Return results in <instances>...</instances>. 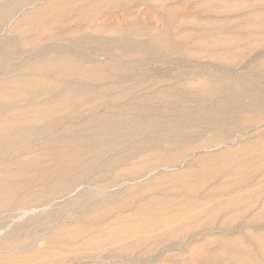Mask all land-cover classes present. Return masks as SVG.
<instances>
[{
  "label": "rangeland",
  "instance_id": "rangeland-1",
  "mask_svg": "<svg viewBox=\"0 0 264 264\" xmlns=\"http://www.w3.org/2000/svg\"><path fill=\"white\" fill-rule=\"evenodd\" d=\"M10 8L0 264H264V0H0Z\"/></svg>",
  "mask_w": 264,
  "mask_h": 264
},
{
  "label": "bare ground",
  "instance_id": "bare-ground-1",
  "mask_svg": "<svg viewBox=\"0 0 264 264\" xmlns=\"http://www.w3.org/2000/svg\"><path fill=\"white\" fill-rule=\"evenodd\" d=\"M11 10H12V9L10 8L5 14H3L2 16H0V23H2L4 20H6V19L8 18V17H7V14H8V12L10 13ZM15 13H16V12H15ZM19 16H20V15H19ZM12 17H13V16H12ZM15 20H16V19H15ZM7 25H8V24H7ZM3 26H4V25H3ZM3 26H2V27H3ZM4 27H5V26H4ZM4 27H3V28H4ZM2 30H3V29H2ZM0 32H1V29H0ZM9 43H10V41H5V42L0 43V55H6V54H7L6 51H5V48H6L5 46L8 45ZM10 44H11V43H10ZM13 47H15V46H13ZM14 49H15V48H13V51H14ZM17 49L20 50L19 48H17ZM9 50H10V49H9ZM15 51H16V50H15ZM15 51H14V53H13V55H14L13 57H15V55L18 53V51H16V52H15ZM24 52H25V51H24ZM10 53H11V52H10ZM28 53H29V52H28ZM8 54H9V52H8ZM8 54H7L6 58H10V57L8 56ZM17 55H18V54H17ZM17 55H16V56H17ZM24 57H25V56H24ZM6 58H5V59H6ZM16 58H18V57H16ZM16 58H15V60H16ZM19 58H20V57H19ZM26 58H27V57H26ZM5 59H4V60H5ZM21 59H22V58H21ZM24 59H25V58H24ZM8 60H9V59H6V61H8ZM15 60H14V61H15ZM6 61H2V60L0 61V69L3 70L2 67L7 63ZM11 61H13V60H11ZM21 61H22V60H21ZM21 61H20V62H21ZM17 62H18V61H17ZM17 64H18V63H17ZM34 64H35V63H34ZM28 65H30V64H28ZM14 66H15V65H14ZM35 66H36V64H35ZM38 66H39V65H38ZM41 66H42V65H41ZM31 67H32V66H31ZM5 68H6V66H5ZM36 68H37V66H36ZM36 68H35V69H36ZM6 69H7V68H6ZM6 69H4V70H6ZM14 69H15V68H14ZM35 69H34V70H35ZM15 70H16V69H15ZM30 70H31V68H30ZM0 71H1V70H0ZM9 71H10V70H8V72H9ZM31 71H32V70H31ZM13 72H15V71L13 70ZM1 73H2V71H1ZM1 73H0V74H1ZM6 73H7V72H6ZM24 73H25V72H24ZM13 77H14V76H13ZM15 77H16V76H15ZM24 77H26L25 74H24ZM7 78H8V77H7ZM19 78H20V77H19ZM28 80H29V79H28ZM25 81H26V80H25ZM30 81H31V79H30ZM33 81H34V80H32V82H31L32 84L30 83V85H28V87H29V86H32V87L34 88V86L36 85V82L34 81V82H35V84H34ZM21 83H22V82H21ZM24 83H26V82H24ZM44 83H45V82H44ZM45 84H46V83H45ZM77 84H78V83H77ZM23 85H24V84H23ZM26 85H27V84H26ZM26 85H24V86H26ZM33 85H34V86H33ZM46 86H47V85L43 86L44 88L40 87V89H41V90H43V89L46 90V88H45ZM32 87H31V88H32ZM48 87H49V85H48ZM23 88H24V87H23ZM23 88H22V89H23ZM31 88H30V89H31ZM38 88H39V87H38ZM4 89H5V88H4ZM14 89H15V88H14ZM16 89H17V88H16ZM16 89H15V90H16ZM40 89H39V90H40ZM53 89L55 90L56 88H52L51 90L53 91ZM0 90H1V89H0ZM17 90H18V89H17ZM17 90H16V91H17ZM12 91H14V90H12ZM12 91L10 90L9 92L12 93ZM21 91H22V90H21ZM43 91H44V90H43ZM3 92H4V91H2V93H3ZM5 92H6V91H5ZM7 92H8V91H7ZM14 92H15V91H14ZM17 92H18V91H17ZM17 92H16V95H17ZM19 92H20V91H19ZM11 93H10L9 95H11ZM0 94H1V93H0ZM3 94H4V93H3ZM5 94H8V93H5ZM13 94H14V93H13ZM29 94H30V93H29ZM38 94H39V93H38ZM14 95H15V94H14ZM24 95L26 96V95H28V94H24ZM42 95H43V94H42ZM59 95H61V93H60ZM22 96H23V95H22ZM25 96H23V97H21V98H24ZM37 96H39V95H37ZM40 96H41V95H40ZM112 96H113V95H112ZM8 97H9V96H8ZM16 97L18 98V96H16ZM80 97H81V96H80ZM80 97H79V98H80ZM82 97H83V96H82ZM5 98H7V96H6ZM9 98H10V97H9ZM13 98H14V97H13ZM3 99H4V98H3ZM3 99H1V100H3ZM10 99H12V98H10ZM14 99H15V98H14ZM112 99H113V98H112ZM117 99H118V98H117ZM4 100H5V99H4ZM7 100H8V99H7ZM7 100H6V102H7ZM20 100H21V99H20ZM23 100H25V99H23ZM122 100H123V99H122ZM88 101H89V102H90V101H94V99L92 98L91 100H88ZM0 102L2 103V101H0ZM3 102H4V101H3ZM6 102H5V104L7 105ZM8 102H12V101L10 100V101H8ZM14 102H15V101H14ZM89 102H88V103H89ZM94 102H95V101H94ZM94 102H93V103H94ZM98 102H100V101H98ZM98 102H97V103H98ZM170 102H171V101H170ZM18 103H19V102H18ZM83 103H85L84 105H87V103L85 102V100L83 101ZM101 103H102V102H101ZM103 103H104V102H103ZM103 103H102V104H103ZM105 103H106V102H105ZM107 103H108V102H107ZM109 103H112V102L109 101ZM115 103H116V101H115ZM115 103H114V104H115ZM95 104H96V103H95ZM99 104H100V103L97 104V106L95 107V109H96V108L99 109V106H98ZM114 104L109 105V106H111V107H109V109H111V108H113V107L116 108V106L118 105V101H117V104H115L116 106H115ZM121 104H122L121 108H123V107H124L123 104H126V103H122V102H121ZM0 105H1V104H0ZM64 105H65V104H64ZM67 105H68V104H67ZM84 105H83V106H84ZM112 105H114V106L112 107ZM119 105H120V104H119ZM119 105H118V106H119ZM15 106H18V104L16 105V103H15ZM69 106H70V105H69ZM83 106H82V107H83ZM126 106H130V105L127 104ZM11 107H12V106H11ZM26 107H27V106H26ZM79 107L82 108L81 106H79ZM86 107H87V106H86ZM86 107H85V108H86ZM91 107H92V105H91ZM91 107H90V108H91ZM107 107H108V106H106L105 109H103V107H102L101 109H103L104 112H105L106 109L108 110ZM130 107H131V106H130ZM130 107H129V108H130ZM4 108H6V106H5ZM21 108H22V107H21ZM61 108H63V107H61ZM61 108H59V111L62 110ZM88 108H89V107H88ZM88 108H86L85 110L87 111ZM90 108H89V110H90ZM92 108H93V107H92ZM92 108H91V109H92ZM136 108H137V107H136ZM15 109H18V108H13V111H14ZM68 109H70V107H68ZM68 109H67V111H68ZM93 109H94V108H93ZM19 110L22 111V109H19ZM24 110H25V109H24ZM41 110H42V109H41ZM46 110H47V109H46ZM57 110H58V109H57ZM65 110H66V108H64L63 111L66 112ZM78 110H79V109H78ZM78 110L76 109V112H75V113H77ZM81 110H82V109H80L79 111H81ZM85 110H84V108H83L82 111H85ZM117 110H118V109H117ZM128 110H129V109H128ZM128 110H127V111H128ZM136 110L138 111V114H139V113H140L139 109L137 108ZM7 111H8V110H7ZM7 111L5 112L4 110L2 111V110L0 109V115L2 114V116H3V114H4V113H7ZM9 111H10V110H9ZM13 111H11L9 114L11 115V113H12ZM16 111H17V110H16ZM21 111H20V114H21ZM26 111H27V110H26ZM69 111H70V110H69ZM69 111H68V112H69ZM73 111H75V110H73ZM82 111H81V112H82ZM86 111H85V112H86ZM96 111H97V110H96ZM108 111H109V110H108ZM111 111H112V110H110L109 113H110ZM130 111H131V113H132V109H131V108H130ZM64 112H62V113L65 114ZM68 112H66V115H68V114H69V115L73 114L74 116H77L78 114H79V115L82 114V113H79V112H78L77 115H75V113H71V112H70V113H71V114H70V113H68ZM87 112H88V111H87ZM121 112H122V111L119 110V113H121ZM17 113H18V112H17ZM26 113H29V112H26ZM26 113H22V114L24 115V114H26ZM30 113H31V112H30ZM41 113H43V112L41 111L40 114H41ZM47 113H48V111H47ZM62 113H60V114H62ZM67 113H68V114H67ZM89 113H90V112H89ZM89 113H88V114H89ZM91 113H92V111H91ZM91 113H90V115H92ZM97 113H98V114H97ZM97 113H96L97 115H95V117L99 115V112H97ZM112 113H114V111H113ZM119 113H118V114H119ZM123 113H125V112H123ZM133 113H136V111L133 110ZM9 114H8L7 116H9ZM40 114L37 116L38 118H41ZM102 114H103V113H102ZM102 114H101V115H102ZM110 114H111V113H110ZM114 114H115V113H114ZM114 114H113V115H114ZM125 114H126V116H127L128 112L125 113ZM136 114H137V113H136ZM138 114H137V115H138ZM4 115H6V114H4ZM16 115H18V114H16ZM73 115H71V116H73ZM82 115H84V114H82ZM93 115H94V114H93ZM93 115H92V116H93ZM101 115H99V116L101 117ZM128 115H131V114H128ZM132 115H133V114H132ZM132 115H131V116H132ZM137 115H136V117H137ZM11 116H12V115H11ZM14 116H15V115H14ZM21 116H22V115H21ZM21 116H20V117H21ZM24 116H25V115H24ZM39 116H40V117H39ZM71 116H69V117H71ZM74 116H73V117H74ZM109 116L112 117V115H109ZM120 116H122V115H120ZM124 116H125V115H124ZM131 116H130V117H131ZM133 116H134V115H133ZM20 117H19V118H20ZM35 117H36V116H35ZM35 117H33V118H35ZM37 117H36V119H38ZM64 117H65V116H64ZM67 117H68V116H67ZM67 117H65V118H67ZM69 117H68V118H69ZM85 117H88V118H89V116H85ZM93 117H94V116H93ZM93 117H92V118H93ZM105 117H106V115H105ZM113 117H116V116H113ZM122 117H123V116H122ZM5 118H6V117H5ZM7 118H8V117H7ZM10 118H11V117H10ZM10 118H9V119H10ZM24 118H26V116H25ZM27 118L30 119L31 117H27ZM27 118H26V121H27ZM54 118H55V120H56V117H54ZM54 118H53V119H54ZM68 118H67V120H68ZM76 118H77L78 120H80L78 117H76ZM83 118H84V117H83ZM106 118H107V117H106ZM106 118H104V119L106 120ZM116 118H117V117H116ZM126 118H127V117H126ZM126 118H125V119H126ZM128 118H129V117H128ZM132 118H133V117H132ZM0 119H1V118H0ZM31 119H32V118H31ZM31 119H30V120H31ZM58 119H59V118H58ZM58 119H57V120H58ZM69 119H70V118H69ZM71 119H73V118H71ZM81 119H82V118H81ZM84 119H86V118H84ZM84 119L82 120L83 122H85ZM93 119H94V118H93ZM100 119H101V118H100ZM104 119H103V120H104ZM109 119H110V118H109ZM2 120L4 121V117H3ZM2 120H1V121H2ZM5 120H6V119H5ZM10 120H11V119H10ZM10 120H9V121H10ZM20 120H21V119H20ZM38 120H39V119H38ZM41 120H42V119H41ZM55 120H54V121H55ZM90 120H91V118H90ZM90 120H89V122L91 123ZM97 120H99V119H97ZM105 120H104V121H105ZM111 120H112V122H113V119H112V118H111ZM111 120H110V121H111ZM1 121H0V124L3 123V122L1 123ZM9 121L7 120V122H9ZM21 121H22V120H21ZM23 121H25V119H24ZM52 121H53V120H52ZM52 121H51V122H52ZM63 121H64V118H63ZM69 121L71 122V120H68V122H69ZM73 121H74V120H73ZM94 121H96V119H95ZM101 121H102V119H101ZM104 121H103V123H104ZM124 121L127 123L126 120H124ZM18 122H19V121H18ZM37 122H38V121H37ZM41 122H42V121H41ZM41 122H40V123H41ZM49 122H50V120L48 121V124H49ZM51 122H50V123H51ZM55 122H56V121H55ZM68 122H67V123H68ZM80 122H81V121H80ZM83 122H81L80 125H83ZM89 122L86 121V124L89 123ZM96 122H97V121H96ZM96 122H93V123L95 124ZM99 122H100V121H99ZM107 122L109 123V120L106 121L105 124H103V125L100 124V123H102V122H100L99 125L102 126V127H103V126L105 127L106 124H107ZM121 122H122V124H121ZM11 123H14L13 120H12V122L10 121V124H11ZM29 123H30V122H29ZM29 123L26 124V125H28V127L30 128L31 126H29V125H30ZM38 123H39V122H38ZM40 123H39V124H40ZM53 123H54V122H53ZM64 123H65V122H63V124H64ZM90 123H89V125L87 124L88 127L90 126ZM3 124H4V123H3ZM7 124H9V123H7ZM16 124H17V123H16V120H15V126H16ZM22 124H23V123H22ZM31 124H32V123H31ZM36 124H37V123H36ZM48 124H47V122H46V125H48ZM69 124H70V123H69ZM72 124H73V123H72ZM72 124H71L70 126L67 124V127L65 126L64 129H67V128H68V130H67V132H68V131L70 130V127H74V124H73V125H72ZM78 124H79V122H78ZM78 124L75 125V126H77V129H80L79 132H80V131L82 132V127H81V128H80V127L78 128V126H79ZM94 124H92V125H94ZM97 124H98V123H97ZM120 124H121V126H123L124 122H123V121H120V123H119L118 125H120ZM13 125H14V124H13ZM13 125H12V127H10V130H11V131H13V130L11 129V128H14ZM23 125L25 126V124H23ZM40 125H41V124H40ZM40 125H39V126H40ZM42 125L44 126L43 129H45V126H46V125H44V123H43ZM42 125H41V126H42ZM57 125H58V127H60V126H59L60 124H57ZM92 125H91V126H92ZM113 125L115 126V128H112L113 130L109 127V128L111 129V131H110L109 128L107 127L108 129H107V128H106V129H107L108 131H107V130H106V131H107V132H109V131H110V132H113V131H114L115 135L117 134V136H118V133H120V132L116 133V132H117L116 129H119V127L116 128V127H117V126H116L117 124L115 125V124L113 123ZM2 126H3V125H2ZM18 126H19V125H18ZM18 126H17V127H18ZM20 126H22V125H20ZM39 126H33L32 128H30V130L33 129L34 127H37V130H35V129H34V130H35L36 132H37V131L39 132V130L41 131V129H40L41 126H40V127H39ZM50 126H52V125H50ZM50 126H49V127H50ZM68 126H69V127H68ZM95 126L99 127L98 125H95ZM95 126L93 127L94 129H96ZM107 126H111V127H113V126H112V123H111V125H110V123H109V125H107ZM28 127L23 128V130H22V128H20V127H18V128L21 129L22 132H23V131H26V133H27L29 130L27 131L26 128H28ZM38 127H39V128H38ZM47 127H48V126H47ZM54 127H55V126H54ZM54 127H53L51 130H53ZM58 127H55V128H58ZM88 127H86V128H88ZM102 127H99L100 129H99V128H98V129L101 130V131H102V130H105V128L102 129ZM183 127H184V126H183ZM18 128L15 127V129H18ZM83 128H84V125H83ZM86 128H85V131H86ZM89 128H90V127H89ZM89 128H88L87 132H88L90 129H93V128H90V129H89ZM2 129H3V128H2ZM2 129L0 130V132H1V131L3 132ZM38 129H39V130H38ZM59 129H60V128H59ZM59 129H58V130H59ZM64 129H63V131H64ZM71 129H72V128H71ZM75 129H76V127H75ZM77 129H76V130L72 129V130H73V131H76L75 133H77ZM114 129H115V130H114ZM127 129H128V128H127ZM170 129H171V128H170ZM182 129H183V128H182ZM4 130L7 131L8 129H5V128H4ZM10 130H9V131H10ZM34 130H33V131H34ZM56 130H57V129H56ZM72 130H70L71 133H72ZM31 131H32V130H31ZM35 131H34V132H35ZM44 131H45V130H44ZM65 131H66V130H65ZM65 131H64V132H65ZM101 131H99V132H101ZM14 132H15V130H14ZM19 132H20V131H19ZM34 132H33V134H34ZM38 132H37V133H38ZM53 132H54V131H53ZM59 132H60V130H59ZM61 132H62V131H61ZM87 132H86V133H87ZM93 132H94V131H93ZM96 132H97V130H96ZM96 132H95V133H96ZM107 132H106V134H107ZM179 132H180V131H179ZM26 133H25V134H26ZM31 133H32V132H31ZM43 133H44V132H43ZM56 133H57V132H56ZM62 133H63V132H62ZM65 133H66V132H65ZM75 133H74V134H75ZM2 134H3V133H2ZM11 134H12V133H10V135H11ZM13 134H14V133H13ZM19 134H20V133H19ZM22 134H24V133H22ZM27 134H28V133H27ZM38 134H39V133H38ZM45 134H46V132H45ZM66 134H67V133H66ZM83 134H84V133H83ZM99 134H100V133H99ZM99 134H98V136H100ZM101 134H102V133H101ZM106 134H105V135H106ZM111 134H112V133H111ZM123 134H124V133H123ZM177 134H178V133H177ZM3 135H5V134H3ZM7 135H8V134H7ZM34 135H35V134H34ZM67 135H68V134H67ZM67 135H66V136H67ZM80 135H81V134H80ZM80 135H79V133H78V137H79ZM88 135H89L88 138H90V134H89V133L87 134V136H88ZM108 135H109V133H108ZM108 135H106V136H108ZM115 135H114V136H115ZM14 136H15V135H14ZM18 136H19V135H18ZM20 136H21V134H20ZM22 136H24V135H22ZM46 136H47V134H46ZM57 136H58V135H57ZM64 136H65V134H64ZM92 136H93V135H91V137H92ZM106 136L103 135V138L106 137ZM110 136H111V135H110ZM112 136H113V135H112ZM114 136H113V137H114ZM15 137H16V136H15ZM15 137H14V139H15ZM85 137H86V136H84V138L80 136V138L83 139V140L81 139L82 141H84V139H85V141H88V140L86 139L87 137H86V138H85ZM100 137H101V136H100ZM108 137H109V136H108ZM108 137H106V139H107ZM158 137H159V136H158ZM2 138H3V137H2ZM8 138H9V137H8ZM11 138H12V137H11ZM11 138H10V139H11ZM22 138H23V137H22ZM25 138H26V137H25ZM25 138H24V139H25ZM57 138H58V137H57ZM62 138H63V137H62ZM73 138H74V137H73ZM76 138H77V137H76ZM76 138H74V139H76ZM95 138H97V140H95V141H96V142L98 141V143H99L100 145H101V143H103L101 140H98V139H99L98 137H95ZM103 138H102V139H103ZM124 138H126V137H124ZM132 138H133V137H132ZM10 139H9V140H10ZM17 139H18V138H17ZM17 139H16V142L18 141ZM63 139H64V138H63ZM92 139H93V138H92ZM1 140H2V139H1ZM4 140H5V139H4ZM33 140H34V139H33ZM51 140H52V139H51ZM51 140H50V142L47 141V143H50V144H51ZM53 140H54V139H53ZM57 140H58V139H57ZM59 140H60V139H59ZM59 140H58V142H59ZM65 140H66V139H65ZM70 140H72V139H70ZM76 140H77V142H78L80 139H79V140L76 139ZM76 140H73V141L76 142ZM114 140H115V139H114ZM133 140H135V139H133ZM7 141H8V140H7ZM11 141H12V140H11ZM11 141H10V143H13V142H11ZM37 141H38V140H37ZM54 141H55V140H54ZM54 141H53V142H54ZM68 141H69V140H68ZM18 142H19V141H18ZM25 142H26V141H25ZM25 142H22V144H24ZM27 142H28V141H27ZM27 142H26L27 147H28V149H30V147H29L30 144H29V142H28V143H27ZM53 142H52V143H53ZM58 142H57V144H58ZM61 142H62V141H61ZM69 142H70V141H69ZM88 142H90V141H88ZM96 142H94V143L96 144ZM100 142H101V143H100ZM133 142H134V141H133ZM2 143H3V144H6V143H8V142L4 141V142H2ZM70 143H71V142H70ZM79 143H81V142H79ZM79 143H78V146H79ZM85 143H86V142H85ZM98 143H97V144H98ZM141 143H142V142H141ZM141 143H140V144H141ZM17 144H18V143H17ZM17 144H16V143H15V144H11V145L9 144L8 147H11V146H13V145H16V146H17ZM19 144H20V142H19ZM22 144H20V146H22ZM26 144H25V145H26ZM42 144H44V142H43ZM45 144H46V143H45ZM54 144H55V142H54ZM54 144H52V146H54ZM62 144L64 145V142H62ZM62 144L59 142V144H58V145H59L58 148H55V149H57V150H58L59 148L61 149V148H62ZM65 144H66V143H65ZM75 144H76V143H75ZM75 144H74V145H75ZM83 144H84V143H83ZM86 144H87V143H86ZM89 144H90V143H89ZM89 144H87V145H89ZM105 144H106V143L104 142V145H105ZM71 145H72V144H71ZM74 145H72V146L74 147ZM76 145H77V144H76ZM81 145H82V144H81ZM81 145H80V146H81ZM100 145H99V146H100ZM102 145H103V144H102ZM107 145H108V144H107ZM6 146H7V145H6ZM43 146L45 147L46 145H43ZM60 146H61V147H60ZM66 146H68V142H67ZM69 146H70V145H69ZM0 147H2V146H0ZM3 147H4V146H3ZM8 147H7V148H8ZM18 147H19V145H18ZM18 147H16L17 150H18V149H22V148H24V147H26V146L23 145L22 148H21V147L18 148ZM56 147H57V146H56ZM73 147H72V148H73ZM76 147H77V146H76ZM76 147H74L75 150H76ZM82 147H84V146H82ZM85 147H86V146H85ZM87 147H88V146H87ZM107 147H108V146H107ZM4 148H5V150L7 149L6 147H4ZM13 148H14V147H13ZM47 148L49 149L50 147H48V145H47ZM63 148L65 149L64 146H63ZM70 148H71V146H70ZM70 148H69V149H70ZM79 148H80V147H79ZM104 148H105V147H104ZM132 148H134V147H132ZM8 149H9V148H8ZM16 149L14 148V150L17 152ZM25 149H26V148H25ZM77 149H78V147H77ZM88 149H89V148H88ZM91 149H92V148H91ZM91 149H90V150H91ZM99 149H100V148H99ZM101 149H102V148H101ZM106 149L108 150V148H106ZM14 150H13V149H12V150H9V152L12 151V153L14 154ZM94 150H96V149L94 148ZM94 150H93V151H94ZM107 150H106V152H108ZM134 150H135V149H133V152H134ZM207 150H208V149H207ZM18 151H19V150H18ZM59 151H60V150H59ZM2 152H3V151H2ZM4 152H5V151H4ZM7 152H8V150H7ZM16 152H15V154H16ZM19 152H20V151H19ZM19 152H18V153H19ZM26 152H28L27 149H26L25 153H26ZM99 152H100V151L98 150V154L96 153L97 155H96L94 152H93V153H94L96 156H98L99 154H101V156H102V155H103V156L105 155V153L103 154V152H105V151H103V152H101V153H99ZM160 152H161V151H160ZM18 153H17V155H16L17 157L20 156L21 154H22L23 156L21 155L20 158H22V157L25 156V155L23 154L24 151L21 152L20 155H18ZM59 153H60V152H59ZM62 153H63V152H61V154H62ZM67 153H68V152H66V154H67ZM74 153H75V152H74ZM2 154H4V153H0V155H2ZM8 154H10V153H8ZM8 154L6 153V155H8ZM15 154H14V155H15ZM26 154H27V153H26ZM81 154H82V152H81ZM88 154H89V153H88ZM94 154H93V155H94ZM106 154H107V153H106ZM6 155H5V156H6ZM10 155H11V154H10ZM14 155H13V156H14ZM86 155H87V154H86ZM5 156H3V157L0 156V157H1L0 160L3 159V161H4V160H6V159L9 157V155H8V157H6V159H5ZM13 156L10 157L11 160H12V158H14ZM27 156H29V155H27ZM62 156H63V154H62ZM64 156H65V154H64ZM82 156H83V155H81V157H82ZM17 157H15L14 159H16ZM78 157H79V156H78ZM81 157H80V158H81ZM90 157H91V156H89V158H90ZM151 157H152V156H151ZM20 158H19V162H20ZM72 158H73V157H72ZM89 158L87 157L86 159H89ZM26 159H27V158H26ZM61 159H63V158L61 157ZM66 159H68V158H66ZM73 159H74V158H73ZM82 159H83V157H82ZM96 159H97V158H96ZM96 159H95V160H96ZM98 159H100V156H98ZM101 159H102V158H101ZM17 160H18V159H17ZM17 160H16V161H17ZM84 160H85V159H83L82 161L80 160V161H81V162H84ZM90 160H91V158H90ZM92 160H94V159H92ZM1 161H2V160H1ZM1 161H0V164H1ZM8 161L10 162V159H8ZM22 161H23V160H22ZM87 161H88V160H87ZM87 161H86V162H87ZM100 161H101V160H100ZM100 161H99V162H100ZM121 161H122V160H121ZM6 162H7V160H6ZM76 162H79V161H76ZM76 162H75V163H76ZM97 162H98V161L96 160L95 164H96ZM99 162H98V163H99ZM7 163H8V162H7ZM7 163H6V164H7ZM15 163H16V162H15ZM79 163H80V162H79ZM79 163H78V164H79ZM84 163H85V162H84ZM88 163H89V162H87L86 165H89ZM93 163H94V162H93ZM2 164H3V163H2ZM19 164H20V163H19ZM24 164H25V163H24ZM26 164H27V163H26ZM104 164H106V163H104ZM104 164H103L102 166L105 168ZM155 164H156V163H155ZM160 164H161V163H160ZM3 165L5 166V164H3ZM3 165H0V167L3 166ZM7 165L9 166L10 163L7 164ZM7 165H6V166H7ZM11 165H12V162H11ZM16 165H18V164L16 163ZM70 165H71V164H70ZM106 165H107V164H106ZM157 165H159V163H158ZM4 166H3V167H4ZM66 166H67V165H64L65 168H66ZM83 166H84V169H83V171H84V170H85V164H83ZM91 166H92V165H91ZM95 166H97V165H95ZM64 167H63V168H64ZM80 167H81V166H80ZM93 167H94V165H93ZM97 167H98L99 169L101 168V167H99V166H97ZM103 167H102V168H103ZM108 167H110L109 164L107 165V169H108ZM162 167H163V166H162ZM75 168H76V166H75ZM75 168H74V170H75ZM77 168H79V167H77ZM81 168H83V167H81ZM87 168H89V167H86V169H87ZM90 168H91V167H90ZM95 168H96V167H95ZM95 168H94V171H95ZM98 168H97V170H98ZM104 168H103V170H104ZM139 168H141V167H139ZM143 168H144V167H143ZM155 168H157V167H155ZM155 168H154V170H156ZM0 169H2V168H0ZM107 169H105V171H106ZM109 169H110V168H109ZM109 169H108V171H109ZM25 170H26V169H25ZM69 170H70V169H69ZM69 170H68V171H69ZM79 170H81V169H79ZM101 170H102V169H101ZM103 170H102V171H103ZM117 170H118V169H117ZM145 170L147 171V169H145ZM91 171H92V170H91ZM110 171H111V169H110ZM142 171H143V169H142ZM142 171H141V172H142ZM66 172H67V171H66ZM69 172H70V171H69ZM81 172H82V170H81ZM81 172H80V173H81ZM86 172H87V171H86ZM86 172L84 171L83 173H86ZM106 172H107V171H106ZM112 172H113V171H111V174H112ZM144 172H145V171H144ZM147 172H149V171H147ZM147 172H146V173H147ZM152 172H153V171H152ZM156 172H157V171H156ZM0 173H1V177L4 178L5 176L3 177V175H2V174L4 173V171L2 170V171H0ZM16 173H17V172H16ZM24 173H26V172H24ZM24 173H23V175H24ZM78 173H79V172H78ZM88 173H89V171H88ZM90 173H91V172H90ZM92 173H93V172H92ZM92 173H91V175H92ZM95 173H96V172H95ZM99 173H100V172H99ZM107 173H108V172H107ZM109 173H110V172H109ZM139 173H140V172H139ZM146 173L144 174L145 176H146ZM12 174H13V175H12L11 178H15V177H14V176H16V175H14L15 173L13 172ZM61 174H62V172H61ZM64 174L66 175V173H64ZM67 174H68V172H67ZM105 174H106V173H103V175H105ZM147 174H148V173H147ZM154 174H155V173H154ZM10 175H11V174H10ZM20 175H21V174H20ZM20 175H19V176H20ZM58 175H59V174H58ZM58 175H57V176H58ZM74 175H75V174H74ZM76 175H77V174H76ZM81 175H83V174H81ZM81 175H80V176H81ZM88 175H90V174H88ZM91 175H90V177H91ZM96 175H97V174H96ZM107 175H108V174H107ZM107 175H106V176H107ZM137 175H139V174H137ZM150 175H151V174H150ZM17 176H18V174H17ZM17 176H16V178H17ZM41 176H42V175H41ZM71 176H72V177H76V178L78 177L77 179H79V178L81 179V177H82V176L79 177V175H78V176H73V175H71ZM97 176H99V175H97ZM128 176H129V175H128ZM130 176L132 177L133 175H130ZM134 176H135V175H134ZM140 176L142 177V174H140ZM140 176H139V177L137 176V177L140 178ZM148 176H149V175H148ZM60 177H62V175H61ZM104 177H105V176H104ZM118 177H119V176H118ZM118 177L115 178L114 180H116V179L118 180ZM11 178H10V179H11ZM62 178H63V177H62ZM83 178H84V176H83ZM83 178H82V180H83ZM86 178H87V177L84 178L85 181H86ZM88 178H89V176H88ZM100 178L106 180V179H105L106 177L103 178V177H100V176H99V179H100ZM119 178H120V177H119ZM122 178H123V177H122ZM129 178H130V177H129ZM129 178H128V179H129ZM0 179H1V178H0ZM5 179H6V177H5ZM5 179H4V180H5ZM67 179H69V176H68L67 178H63V179H59V180H63V181H65L64 184H68V182H69V181L71 182V180L69 179L68 182H67V181H66ZM80 179H79V181L81 182ZM99 179H98V180H99ZM120 179H121V178H120ZM120 179H119V180H120ZM124 179H125V177H124ZM124 179H122V180L124 181ZM133 179H134V178H133ZM2 180H3V179H1V182H2ZM73 180H74L76 183H78V185H79V182H77L78 180L76 181V179H72V182H74ZM84 180H83V181H84ZM91 180H92V179H91ZM114 180L112 181V184L114 183ZM119 180H118V181H119ZM130 180H131V179H130ZM136 180H137V179H136ZM5 181H6V180H5ZM5 181H3L4 184H5ZM56 181H57V180H56ZM63 181H61V182L58 181V182H60V184H59L60 186L62 185L61 183H63ZM85 181H84V182H85ZM87 181H88V180H87ZM118 181H117V183L115 182V184H116L115 187L118 186L117 184L120 183V182L118 183ZM123 181H122V183H123ZM131 181H132V180H131ZM1 182H0V184L2 185L3 182H2V183H1ZM72 182L69 183V185H70V184H74V183H72ZM95 182H96V181H95ZM100 182H101V181H99V183H100ZM136 182H137V181H136ZM56 183H57V182H56ZM102 183H105V181L102 182ZM122 183H121V184H122ZM4 184H3V186H5ZM64 184H63V185H64ZM81 184H83V183L81 182ZM59 185H57L58 188H61V187H59ZM69 185H68V186H65V185H64V187H67V188H68V187H70ZM105 185H106V184H105ZM3 186H2V187H3ZM79 186H80V185H79ZM102 186H103V185H102ZM0 187H1V186H0ZM5 187H7V186H5ZM17 187H18V185H17ZM100 187H101V186H100ZM100 187H99V188H100ZM108 187H109V185H108ZM62 188H63V187H62ZM96 188H97V190H98V186H97ZM105 188H106V186H105ZM110 188H113V185H112V187H111V185H110ZM5 189H6V188H5ZM5 189H4V190H5ZM7 189H8V188H7ZM56 189H57V188H56ZM65 189H66V188H65ZM93 189H95V188H93ZM102 189H103V188H102ZM0 190L2 191V188H1ZM8 190H9V189H8ZM104 190H106V189H104ZM107 190H108V189H107ZM107 190H106V191H107ZM11 191H13V190H11ZM14 191H17V190L15 189ZM14 191H13V193H14ZM59 191H60V190H59ZM67 191H68V190H67ZM94 191H95V190H94ZM100 191H103V190H100ZM5 192H6V191H4V193L1 192V193L4 194V196L1 195L2 198H3V197H6V196H5V195H6ZM61 192H62V191H61ZM65 192H66V191H64L63 193H65ZM9 193L13 194V193L10 192V191H9ZM59 193H60V192H58V194H59ZM66 193H67V192H66ZM7 194H8V191H7ZM73 194H74V192H73ZM56 195H57V194H56ZM10 196H11V195H9L8 197H10ZM10 199H11V198H10ZM3 200H4V199H3ZM5 200H7V199H5ZM5 200H4V201H5ZM5 202H6V201H5ZM52 202H53V200H52ZM2 203H3V202H2ZM25 204H26V203H25ZM7 205H8V204H7ZM1 206H2V204H1ZM8 207H9V206H8ZM2 209H3V208H2ZM0 210H1V209H0ZM18 219H19V218H18ZM38 219H39V218H36V219L34 218V220H36V221H37ZM31 220H32V219H31ZM14 221H15V220H14ZM31 222H34V221H31ZM28 223H29V221H28ZM26 224H27V223H26ZM26 224H25V225H26ZM29 226H30V225H29ZM21 227L23 228L22 225H21ZM7 228H8V227H7ZM19 228H20V227H19ZM36 242H38V241H36ZM32 246H33V245H32ZM15 249H17V248H15ZM9 251H11V250H9ZM12 251H13V250H12ZM70 256H71V255H70ZM66 258H67V256H66ZM66 258H65V259H66ZM69 259H70V258H69ZM67 260H68V259H67ZM65 261H66V260H65ZM67 263H68V262H67ZM69 263H71V262H69ZM61 264H62V263H61ZM65 264H66V263H65Z\"/></svg>",
  "mask_w": 264,
  "mask_h": 264
}]
</instances>
